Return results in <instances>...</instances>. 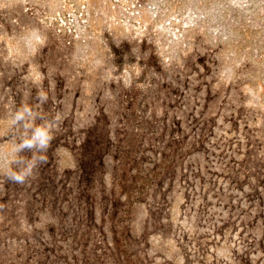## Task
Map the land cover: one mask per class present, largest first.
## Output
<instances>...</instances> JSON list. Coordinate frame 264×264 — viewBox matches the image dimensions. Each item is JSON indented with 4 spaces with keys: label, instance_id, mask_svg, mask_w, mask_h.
Returning a JSON list of instances; mask_svg holds the SVG:
<instances>
[{
    "label": "rangeland",
    "instance_id": "rangeland-1",
    "mask_svg": "<svg viewBox=\"0 0 264 264\" xmlns=\"http://www.w3.org/2000/svg\"><path fill=\"white\" fill-rule=\"evenodd\" d=\"M0 154V264H264V0H0Z\"/></svg>",
    "mask_w": 264,
    "mask_h": 264
},
{
    "label": "clouds",
    "instance_id": "clouds-1",
    "mask_svg": "<svg viewBox=\"0 0 264 264\" xmlns=\"http://www.w3.org/2000/svg\"><path fill=\"white\" fill-rule=\"evenodd\" d=\"M245 2L246 0H233L237 6H243ZM49 98L47 92L37 93L40 106L47 104ZM63 119L62 112L45 117L29 103L21 104L11 113L10 126L17 129L19 135L12 143L9 166L4 172L8 181L23 185L35 178L39 168L47 163L46 154ZM3 159V154H0V160Z\"/></svg>",
    "mask_w": 264,
    "mask_h": 264
}]
</instances>
